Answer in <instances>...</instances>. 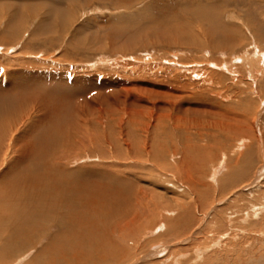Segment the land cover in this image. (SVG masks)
Returning <instances> with one entry per match:
<instances>
[{
  "label": "rangeland",
  "instance_id": "374dc122",
  "mask_svg": "<svg viewBox=\"0 0 264 264\" xmlns=\"http://www.w3.org/2000/svg\"><path fill=\"white\" fill-rule=\"evenodd\" d=\"M1 106V183L47 134L85 199L0 264H264V0H0Z\"/></svg>",
  "mask_w": 264,
  "mask_h": 264
},
{
  "label": "bare ground",
  "instance_id": "6f19581e",
  "mask_svg": "<svg viewBox=\"0 0 264 264\" xmlns=\"http://www.w3.org/2000/svg\"><path fill=\"white\" fill-rule=\"evenodd\" d=\"M258 55L254 56V57H257ZM254 59V58H253ZM242 61L244 62V64L246 62L249 63L250 58H248V55H245L244 58H242ZM241 61V62H242ZM250 67V66H249ZM2 107L1 106V110H2ZM7 111V110H6ZM4 112V111H3ZM2 113V111L0 112ZM25 113V112H24ZM26 114V113H25ZM2 115V114H1ZM4 115V114H3ZM2 120V119H1ZM9 122V121H8ZM6 122H5V125L6 126ZM8 125V124H7ZM16 125H18L16 123ZM10 125H8L9 127ZM12 126V125H11ZM14 126V125H13ZM17 127V126H16ZM15 127V128H16ZM80 127V126H79ZM6 128V127H5ZM11 128V127H10ZM18 128V127H17ZM8 129V128H7ZM13 129V128H12ZM78 129V128H77ZM80 129V128H79ZM11 130V129H10ZM15 131L17 129H14ZM54 130V129H53ZM52 130V131H53ZM56 130V129H55ZM64 130V129H63ZM2 131V130H1ZM4 131V130H3ZM57 131V130H56ZM82 131V129L80 130ZM85 131V130H83ZM12 132V131H9V133ZM17 132V131H16ZM59 132V134L61 135V132L62 131H57ZM0 159H2V166L4 167L5 164H6V155H3V153L5 152V148H6V139L7 137V134L6 132L4 131L3 133L0 132ZM55 134V132H53ZM64 133V131H63ZM70 133V132H69ZM75 133V131H74ZM78 133V132H76ZM40 135V134H39ZM63 136L66 135V132L65 134H62ZM61 135V137H63ZM82 137H83V134L81 133ZM13 136V134H12ZM54 136V135H53ZM67 136V135H66ZM74 136V135H73ZM72 136V137H73ZM77 136V135H75ZM80 136V135H79ZM78 136V137H79ZM85 136V134H84ZM90 136V135H89ZM39 137V136H38ZM65 137V136H64ZM59 139H60V136H59ZM40 141L39 142H36L37 143V148L35 151L32 152L31 155L27 156L26 158L28 159V161L26 162H30V163H34V165L31 167L30 166V163L26 164L25 168H26V172L23 173L21 172L20 169L18 168H15L17 169L15 173V176H14V179H10L11 181L9 180H6L10 182V184H7L6 185H3L0 181V194H6V196H11V204H14L13 206H16L15 209H14V212H11L12 209L14 208H10L11 210H8L7 207L5 208V204L3 205L4 206V209H3V206L0 207V213L2 212V219L1 221H3V226L6 224V227L4 226L3 230L0 229V236H3V239L6 240V243L9 242L11 245L12 242L16 241L17 243L22 239L20 238H17V234L20 232L23 236V234L26 233V231L30 232L32 231L33 233H35L38 229V227L40 228V226L43 224V223H49L50 224V227L49 228H46V231H44L45 233H42L43 237L44 236H48V232L51 230L53 231L54 228H57L59 232L60 231V228L61 226H63V218L65 216V219L68 220L69 219V222L73 223L75 222L73 218L77 219L78 223H80L79 220H81V223L83 222V214H82V210L81 209H77L74 208V204H79L84 198V194L83 192H60L61 190H66V188L70 185V188L71 190H74V185H71L72 181H69V178L68 180H65V176H62V177H59L58 173H60L62 170H63V167L64 165L62 164H66L67 163L65 162L67 160V162H72L75 157L73 156V158L71 157V155L67 152V147L64 151L63 149V154L62 156L60 157L59 159V156L58 158L55 156V154H52L51 153V144L50 143H55L57 141H55L56 139H53L51 136L49 135H45V136H40ZM61 140V139H60ZM74 140V139H73ZM82 140V139H81ZM38 141V139H37ZM55 141V142H54ZM72 141V140H70ZM69 141V142H70ZM95 141V140H94ZM64 142V141H63ZM62 142V143H63ZM66 142V140H65ZM76 142H78L76 140ZM88 142V141H87ZM134 142V141H133ZM61 143V142H60ZM86 143V141H85ZM64 144V143H63ZM94 144V142H93ZM97 143H95L96 145ZM131 144V143H130ZM66 145V144H65ZM74 145V144H73ZM83 145V144H82ZM42 146H43V150H42ZM62 146V144H61ZM64 146V145H63ZM67 146V145H66ZM94 146V145H92ZM101 146V145H100ZM99 146V147H100ZM117 146V145H116ZM50 147V148H49ZM55 147V145L53 146V148ZM90 147V146H88ZM97 147V145H96ZM129 147V146H128ZM46 148H49V150H45ZM62 148V147H61ZM71 148V145H70V150H72ZM74 149V148H73ZM85 149V147H84ZM89 149V148H88ZM94 149V148H93ZM57 150H61V149H57ZM56 150V151H57ZM55 151V152H56ZM86 152V151H85ZM75 153V152H74ZM83 153V152H82ZM25 154V152H24ZM23 154V155H24ZM100 154V153H99ZM56 155H59L56 154ZM21 157V156H20ZM140 158V157H139ZM75 162V159L74 161ZM104 163V162H103ZM16 164V163H15ZM18 164V163H17ZM69 164V163H68ZM72 164V163H71ZM68 166V165H67ZM12 167L13 166V163L11 164V167H4V171H3V175H6L7 174H10V172L12 171ZM18 167V166H17ZM23 167V166H22ZM75 167V166H74ZM93 167V166H92ZM57 168H60V169H57ZM95 168V167H94ZM22 169V168H21ZM92 169V168H91ZM35 170V171H34ZM81 170V169H80ZM83 170V169H82ZM87 170V169H85ZM6 171V172H5ZM25 171V170H24ZM67 171V170H66ZM2 172V171H1ZM36 172V173H35ZM68 172V171H67ZM20 173H23V175H21ZM35 173V174H34ZM64 173H66L64 171ZM87 173V172H86ZM58 174V175H57ZM237 174V173H236ZM20 175V177H19ZM57 175V176H56ZM67 175V174H65ZM81 175V174H80ZM87 176V174H84L83 176ZM93 175V174H92ZM71 176V175H70ZM79 176V175H78ZM237 176V175H236ZM235 176V177H236ZM2 178L4 177H8L10 178L9 176H1ZM68 177V175H67ZM66 177V178H67ZM73 177V176H72ZM88 177V176H87ZM234 177V178H235ZM75 179V177H74ZM78 180V179H77ZM75 183V182H74ZM94 183V182H93ZM100 183V182H99ZM102 183V182H101ZM100 183V184H101ZM80 185V184H79ZM79 185L76 184V188L75 190H78V187H80ZM105 185V183H104ZM82 187V186H81ZM108 187V186H107ZM87 188V187H86ZM98 188V187H96ZM133 188L132 185H129V187L125 186L124 184H120L118 189L116 190H113L115 193L116 192H132L130 191L131 189ZM80 189V188H79ZM130 189V190H129ZM99 190V189H98ZM108 190V189H107ZM106 190V191H107ZM142 189L139 188V191L136 190V192H138V195L133 198L131 200L130 198V202L129 203H126L127 205L130 204V206H133L134 204H136L135 202L138 201L139 203H143L144 201V198H145V193L143 191H140ZM81 191V190H79ZM92 192V191H91ZM105 192V191H104ZM134 192V191H133ZM101 193V192H100ZM112 192H110L111 194ZM99 195V193H97ZM114 194V193H113ZM125 194H128V193H125ZM16 195V196H15ZM108 195V194H107ZM123 195V194H122ZM5 196V197H6ZM118 196V195H117ZM130 196V195H128ZM2 197V196H1ZM4 197V198H5ZM124 197H127V196H124ZM2 199V198H1ZM6 199V198H5ZM121 199V198H119ZM128 199V197H127ZM10 200V199H9ZM13 200V201H12ZM102 200V199H101ZM124 200L126 201V199L124 198ZM3 203L6 201L2 200ZM2 201L0 200V204L2 203ZM85 201V200H84ZM123 201V200H122ZM128 201V200H127ZM126 201V202H127ZM135 201V202H134ZM8 202V203H9ZM87 202V200L85 201V203ZM121 202V201H120ZM2 203V204H3ZM8 203L7 206H8ZM116 203V201H115ZM104 204V203H103ZM118 206H119V203H116ZM138 204V203H137ZM145 204V203H144ZM115 205V204H114ZM113 205V206H114ZM101 206V205H100ZM109 206V205H108ZM111 206V205H110ZM130 209H132V207H130ZM135 206V205H134ZM121 207V206H120ZM119 207V208H120ZM123 207V206H122ZM127 206H125L126 208ZM137 207V206H135ZM135 207H133L135 209ZM143 207V206H142ZM128 208V209H129ZM139 209V207H137ZM186 208V207H185ZM127 209V208H126ZM129 209V210H130ZM137 209V210H138ZM140 209H142L140 207ZM139 209V210H140ZM30 210V211H29ZM112 210V209H111ZM119 210V209H118ZM128 210V211H129ZM133 210V209H132ZM94 211V210H93ZM102 211V210H101ZM126 212L125 214H122V217L119 218V221L117 220L116 223L123 226V225H127V227L131 226L130 224H134L135 222H139L140 219L138 218H141L140 216L141 215H134V216H131L133 215L132 212ZM142 211V210H141ZM145 212V211H144ZM65 213V215L63 214ZM107 213V212H105ZM104 213V214H105ZM111 213V212H109ZM141 213V212H140ZM163 213V212H162ZM161 213V214H162ZM12 214V215H11ZM150 214V213H148ZM8 216V218L6 219L4 216ZM13 215H14V218H13ZM106 215V214H105ZM113 215V214H112ZM151 215V214H150ZM155 215V214H154ZM129 216H131L129 218ZM161 216V215H160ZM4 217V218H3ZM41 217V219H40ZM109 217V216H108ZM149 218V217H148ZM151 218V216H150ZM7 221H6V220ZM1 221H0V224H1ZM5 221V222H4ZM76 221V222H77ZM141 222V221H140ZM123 224V225H122ZM136 224V223H135ZM138 224V223H137ZM143 224V223H142ZM45 225V224H43ZM78 225V224H77ZM74 226V224L72 225ZM183 226V225H182ZM46 227V226H45ZM0 228H2L0 226ZM18 228L20 231H18ZM126 228V226H125ZM132 228V227H131ZM128 229V228H127ZM2 230V231H1ZM44 230V229H43ZM104 231V230H103ZM127 231V230H126ZM131 231V230H130ZM43 232V231H42ZM19 233V234H20ZM50 234V232H49ZM56 234V233H55ZM32 235V234H31ZM42 235H40V237H42ZM53 235V234H52ZM26 236H28L26 234ZM55 237V236H54ZM86 237V236H85ZM107 237V236H106ZM26 238V237H25ZM24 238V239H25ZM35 238V237H34ZM50 238V237H48ZM130 238V237H129ZM2 238H0L1 240ZM56 240V239H55ZM38 241V239H37ZM49 242V241H48ZM2 243V240L0 241V256H3V255H7V253L11 254L10 251H8L6 249V244H1ZM5 243V241H4ZM25 243V242H24ZM27 243V241H26ZM33 242H31L30 244H32ZM19 244V243H18ZM50 245V244H49ZM93 247V246H92ZM11 248V247H10ZM47 248V247H46ZM107 249V248H106ZM115 251V250H114ZM115 254V253H114ZM37 255V254H36ZM2 258V257H0ZM76 258V257H75ZM78 258V256H77ZM114 258V257H113ZM123 259V258H122ZM118 264V263H117Z\"/></svg>",
  "mask_w": 264,
  "mask_h": 264
}]
</instances>
